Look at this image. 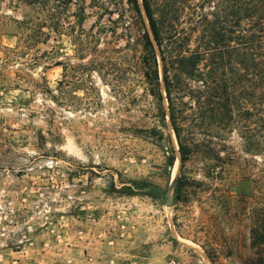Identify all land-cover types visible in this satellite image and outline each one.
Returning a JSON list of instances; mask_svg holds the SVG:
<instances>
[{
    "label": "rangeland",
    "instance_id": "374dc122",
    "mask_svg": "<svg viewBox=\"0 0 264 264\" xmlns=\"http://www.w3.org/2000/svg\"><path fill=\"white\" fill-rule=\"evenodd\" d=\"M30 12L28 0H0V264H250L251 230L264 213V154L245 152L235 133L227 144L237 163L224 177L201 156L181 171L168 117L176 155L169 182L165 148L138 132L153 126L143 121L148 107L127 105L102 82L93 51L81 60L69 36L54 34L37 65L30 55L10 59L16 21ZM122 26L115 42L133 47ZM180 174L189 197L177 200Z\"/></svg>",
    "mask_w": 264,
    "mask_h": 264
},
{
    "label": "trees",
    "instance_id": "16d2710c",
    "mask_svg": "<svg viewBox=\"0 0 264 264\" xmlns=\"http://www.w3.org/2000/svg\"><path fill=\"white\" fill-rule=\"evenodd\" d=\"M28 1L31 12L16 21L18 41L10 59L30 55L37 65L46 54L42 45L54 34L69 36L81 60L93 51L92 64L102 82L127 105L148 107L143 121L153 126L143 125L138 132L165 148L169 182L176 155L165 132L168 117L181 171L201 156L212 172L219 169L213 176L224 177L227 166L237 163L235 149L227 144L235 133L245 152L264 154V0ZM71 8L74 22L67 15ZM91 15L97 21L87 30L84 23ZM122 23L121 35L136 39L133 47L115 42ZM102 35L114 42L107 39L108 48L99 50ZM56 65L63 67L65 78L75 77L69 64ZM143 86L144 95L135 94ZM188 182L184 174L176 178L177 200L189 197ZM131 185L150 188L144 182ZM132 186H123L128 195ZM251 248L255 258L250 264H264V213L251 230Z\"/></svg>",
    "mask_w": 264,
    "mask_h": 264
},
{
    "label": "water",
    "instance_id": "95a60500",
    "mask_svg": "<svg viewBox=\"0 0 264 264\" xmlns=\"http://www.w3.org/2000/svg\"><path fill=\"white\" fill-rule=\"evenodd\" d=\"M175 179L172 181L174 183Z\"/></svg>",
    "mask_w": 264,
    "mask_h": 264
}]
</instances>
